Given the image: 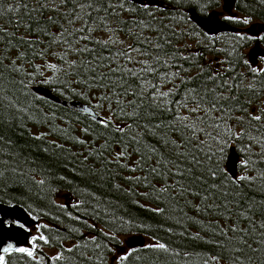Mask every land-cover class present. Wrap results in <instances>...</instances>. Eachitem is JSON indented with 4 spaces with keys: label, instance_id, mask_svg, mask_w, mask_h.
Returning <instances> with one entry per match:
<instances>
[{
    "label": "trees",
    "instance_id": "1",
    "mask_svg": "<svg viewBox=\"0 0 264 264\" xmlns=\"http://www.w3.org/2000/svg\"><path fill=\"white\" fill-rule=\"evenodd\" d=\"M165 1L0 0V202L38 221L0 264H264V57L244 51L264 33L209 35L187 10L223 0ZM235 13L264 22V0Z\"/></svg>",
    "mask_w": 264,
    "mask_h": 264
},
{
    "label": "water",
    "instance_id": "2",
    "mask_svg": "<svg viewBox=\"0 0 264 264\" xmlns=\"http://www.w3.org/2000/svg\"><path fill=\"white\" fill-rule=\"evenodd\" d=\"M141 6H164L165 0H131ZM237 0H223V11L231 13L235 10ZM190 19L209 35L217 36L221 33L245 31L249 35L258 38L264 33V22H254L247 27H237L221 17L219 9L210 11L207 15H200L194 8H189ZM264 57V46L260 41L256 42L249 50V60L254 65L259 63V58ZM34 90L47 98L61 103L69 109L89 115L101 121L102 117L92 106L81 100H67L54 94L52 89L39 85ZM240 155L233 145L229 149L226 167L233 177L238 176V165ZM38 221L32 217L24 207L18 204H6L0 202V262L3 255L12 250L31 247L34 237L35 226ZM147 238L140 235L129 236L126 239V246L131 249L145 246ZM124 249V247H123Z\"/></svg>",
    "mask_w": 264,
    "mask_h": 264
},
{
    "label": "rangeland",
    "instance_id": "3",
    "mask_svg": "<svg viewBox=\"0 0 264 264\" xmlns=\"http://www.w3.org/2000/svg\"><path fill=\"white\" fill-rule=\"evenodd\" d=\"M222 3H223V1H222ZM219 10L222 12V14H221V17L223 18V17H237V18H240L243 22H245L246 23V26H249L250 24H252V23H254V22H261V21H247V19L244 17V16H242V15H239V14H236L235 13V11H233V12H231V13H228V12H225V11H223V8L221 7V8H219ZM233 14H235V15H233ZM101 34V36L102 37H107V36H109V33H106L105 31H103V32H101L100 33ZM248 34V33H247ZM254 45V43H252V44H250L249 46H247V47H245L244 48V51H245V53H246V56H248L249 55V50H250V48L252 47ZM209 59L211 60V61H213L214 62V64H216L218 67H220L221 65H222V61L221 60H219L218 58H216V56H210L209 57ZM219 61V62H218ZM212 62V63H213ZM218 62V63H217ZM263 67V63H262V65H258L257 66V68L259 69V68H262ZM57 198H58V200H60V201H68V200H70L71 199V196H69V194H67L66 192H60V193H58L57 194ZM34 233H35V230H34ZM122 238L124 239V245H126V239L128 238V236H125V235H122ZM148 241V240H147ZM29 248V247H28ZM127 249H128V247H126V249L124 250L125 252L127 251ZM118 257H119V251L114 255V257L112 258L113 259V264H116L117 263V260H118ZM216 264H224V263H222V262H217Z\"/></svg>",
    "mask_w": 264,
    "mask_h": 264
},
{
    "label": "flooded vegetation",
    "instance_id": "4",
    "mask_svg": "<svg viewBox=\"0 0 264 264\" xmlns=\"http://www.w3.org/2000/svg\"><path fill=\"white\" fill-rule=\"evenodd\" d=\"M233 15H235V14H233ZM244 27H246V26H243L242 28H244ZM234 33H239V34H246V35H249V34H247L245 31H239V32H234ZM251 36V35H250ZM253 37V36H252ZM256 42H254V44H255ZM264 46V45H263ZM247 58H248V61L250 62V60H249V55L247 56ZM262 58L263 57H260L259 58V63L257 64V66L258 65H262V63H263V61H262ZM3 257H4V255H3Z\"/></svg>",
    "mask_w": 264,
    "mask_h": 264
}]
</instances>
